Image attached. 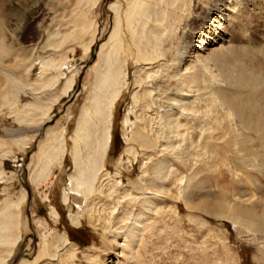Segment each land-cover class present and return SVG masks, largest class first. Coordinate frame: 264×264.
Here are the masks:
<instances>
[{
  "label": "rangeland",
  "instance_id": "rangeland-1",
  "mask_svg": "<svg viewBox=\"0 0 264 264\" xmlns=\"http://www.w3.org/2000/svg\"><path fill=\"white\" fill-rule=\"evenodd\" d=\"M116 2L122 4L125 9L126 0H97L96 5L87 14L92 25L91 30L77 43L69 41L61 46L56 42L37 43L40 36L38 18L22 31L20 39H23L20 40V45L14 46L19 53L18 61L15 63L11 57L7 62L8 65H14V68L11 65L13 70L10 75L13 76V81L10 84L15 85V90H5L3 85L6 81L0 84V202L6 198L20 202L24 196L19 219L22 239L7 264H19L22 260L32 262L35 259L42 241V231L35 226L37 220L46 222L52 235L50 239L54 243L60 244L63 240H68L74 244L78 255L76 264H95L104 258H109L107 264H115L116 258L111 255L116 250L114 242L119 239L108 234L103 237L89 225L87 209L93 216H98L103 209L109 213L110 199L108 201L105 198L109 189L128 190L133 195L141 193L151 175V163L155 164L161 155L168 158L170 171L167 174V182L163 183L164 190L160 193V202H157L149 220L141 225L143 228L140 229L134 249L130 253L123 251L118 255L119 264H264V233L245 232L226 217L218 218L197 212L189 208L184 199L189 195L190 199L207 198L221 203L224 205L223 213L227 216H231L227 212L231 207H252L253 210H260L261 205L255 202L264 201V173L258 169V160L254 157L258 153L263 154L260 149L261 142L255 133L244 130L235 119L224 115L220 107L212 103L209 91L199 92L200 100H195L194 114L180 117L177 129L179 136L171 138L172 145H169V152L166 154L161 152L162 154L156 155L152 151L150 153V149L145 150L138 143L131 141L138 129L151 138V131L159 133L155 118L157 115H163L161 107H164L166 94L172 91L166 92V89L169 90L167 68L153 66L154 76L151 73L148 82L157 79L154 85L149 84L151 98L154 97L153 100L157 103L151 104L152 110L151 107H144L143 112L138 111L131 99V94L136 88V62L132 57L135 50L128 47L132 41L127 33L124 36V46L128 50L125 51L128 58L127 80L113 110L110 145L104 167L108 176L103 178L99 185L100 191L95 192L93 203L91 201L92 204L88 207V198L86 201L77 193L69 191L68 178L73 171L70 137L91 89L99 47L107 42L112 29L114 15L109 7ZM211 6L212 0H208L194 9L189 7L183 12L186 20L183 13L182 17L180 13H175L179 19H183L180 28L175 30L178 42L175 41L171 55L176 52L183 54L184 48H188L189 53L187 51L185 54V60L194 59L192 56L198 52H195L198 42L190 40L191 32L198 26L205 10ZM251 12L246 20L232 24L230 43H218L217 40V43L209 48L219 49L221 44L223 48L225 45L249 49L264 47V2L257 11ZM67 17L58 14L52 23L47 21L43 27L51 34L65 35L72 27ZM140 21L139 26L146 22L148 26L153 25L151 20L141 18ZM94 31V42L87 52L86 45ZM94 49L97 52L92 62ZM211 49L203 54L211 52ZM21 50H24L25 54L21 53ZM176 54L172 56L174 62L177 60ZM47 61L53 62L54 65L44 69L42 64ZM65 61L67 64L61 67V70L55 67L65 64ZM88 64L90 65L86 67ZM215 72L216 70L214 74H217ZM55 77L58 82L51 86ZM73 77L75 83L64 95L65 83ZM219 79L221 80L220 76L218 83ZM18 82L19 87L16 85ZM241 93L246 95L244 91ZM5 94L8 102L4 103L2 99ZM261 94L260 98L264 101V91L263 96ZM50 108L51 112L44 118V111ZM137 114L140 117L135 116ZM40 121L46 122L41 124ZM144 121L148 126H145L147 124ZM149 127L151 131L148 130ZM48 128H55L64 136L67 150L62 167L54 171L52 183L42 191L36 187L34 178L48 149L43 145L49 140L51 143L52 140V133L45 132ZM24 139H28L27 143L21 142ZM64 192L69 195L67 203L63 201ZM137 209V205H128L127 209L121 211L115 229L124 230L131 212ZM51 211L56 214L53 215ZM70 217L77 218L79 225L72 224ZM115 229L111 231L115 233ZM53 263L59 264L56 260Z\"/></svg>",
  "mask_w": 264,
  "mask_h": 264
},
{
  "label": "bare ground",
  "instance_id": "bare-ground-1",
  "mask_svg": "<svg viewBox=\"0 0 264 264\" xmlns=\"http://www.w3.org/2000/svg\"><path fill=\"white\" fill-rule=\"evenodd\" d=\"M205 1L208 0H126L125 9L119 2L112 3L109 7L114 15L112 29L107 42L99 47L91 89L70 137L73 171L68 178L67 186L70 192L77 193L86 201L88 198L90 202L87 207L93 203L92 197L96 195L95 192L100 191L99 185L103 178L108 176L104 167L110 145L113 110L127 80L128 58L125 51L128 50L124 46L126 33L132 41L128 47L131 49L133 47L135 50L132 57L135 58L136 62V88L131 94V99L138 111L141 113L144 107L150 108L151 104L154 105L156 102L153 100L154 97L151 98L149 84L154 85L157 79L151 76L154 79L148 82L151 79L150 74L153 71V66L155 68H167L166 77H168L169 90L166 89V92L172 91L171 97L169 93L166 94L164 107H161L163 115L160 117L157 115L155 118L157 120L155 124L159 126V133L151 131L149 127L148 130L153 133V138H151L143 130L138 129L131 141L138 143L145 150L150 149V153L152 151L156 155L161 152L166 154L169 152V145H172L171 138L174 139L179 136L177 129L179 128L178 120L180 117L194 114L195 100H200L198 94L201 93L199 92L209 91L212 103L217 104L224 115L232 120L235 119L244 130L256 134L261 142L260 149L263 154L256 152L258 154L254 158L258 160V169L264 173V101L260 98V93L263 94L264 91V47L255 45L256 47L249 49L225 45L223 48L221 44L219 49L209 48L216 44L217 40L218 43H230L232 24L246 20L250 12L252 10L257 11L264 0H212V6L205 10L198 26L192 27L193 32H191L190 40L193 41L194 39L198 42V46L195 45V52L197 50L198 52L192 56L194 59L192 61L185 60V54L187 51L189 53L188 48H184L183 54L175 51L177 54L171 55V49L174 48L177 39L175 30L180 28L179 25L183 18L186 20L183 12L187 11L189 7L194 9L196 6H202ZM96 3L97 0H0V84L6 81L3 85L5 90L7 88L9 92L15 90V85L10 84L13 81L11 79L13 76L10 75L13 70H11L12 64L8 65L7 62L11 57L15 63L18 61L19 53L14 46L20 45V40L23 39H20L21 33L30 23L40 18L38 25L40 36L37 43L52 44V42H56L60 46L69 41L77 43L82 41L91 30L92 25L88 21L87 14L90 13ZM177 12L181 14V17L183 13L182 19L176 16L175 13ZM57 13L65 18L68 16V21L72 23V27L65 35L51 34L43 27L47 21L52 23L58 15ZM141 18L151 20L150 23L153 25L148 26L146 22V24L139 26L138 23L141 22ZM191 18L193 17L191 16ZM94 36L95 31L91 33V39L86 45L87 52L94 42ZM189 43L191 45V42ZM210 49L211 52L206 55L203 54ZM20 52L24 53V50ZM175 54L177 56L176 62L172 58ZM66 64L65 61V64L55 65V67L61 70V67L66 66ZM52 65H54L53 62L47 61L42 64V67L49 69ZM215 70L221 77L219 83V76L214 74ZM152 75L154 76V73ZM53 80L51 86L58 82V78L55 77ZM74 83V77L68 79L63 90L64 95L71 90ZM16 85L18 86L19 82ZM242 91L246 92V95L241 93ZM6 98L7 94L2 99L4 103L8 102ZM51 110L50 108L44 111L42 116L48 117ZM138 115L135 116L140 117ZM40 122L43 124L46 121ZM147 122H145L147 124L145 126H148ZM45 132L46 134L52 133V140L51 143L49 140L43 145L48 149L43 155L41 165L34 178L36 187L42 191L52 183L54 171L62 167L63 157L67 150L66 140L62 134L57 132V129L48 128ZM45 132L44 136L46 135ZM26 140L28 141V139H24L21 142L25 143ZM247 141L252 142L251 140ZM130 151L133 154V150L130 149ZM151 164L153 165L151 175L147 176V184L144 185L145 189L141 193L133 195L128 190L113 189L110 191L109 189L108 196H105L107 200L110 199L109 213L103 209L98 216H93L92 212L87 209L86 215L89 225L101 233L103 237L108 234L119 239V241L114 242L116 250L111 255L116 258L115 264H119L118 255L120 253L123 251L130 253L134 249L140 229L143 228L141 225L149 220L155 211L157 202H160V193L164 190L163 183L167 182L169 177L167 174L170 171V164L164 155H161L155 164ZM64 193L63 201L67 203L69 195L67 192ZM21 199L24 201V196ZM184 199L186 205L197 212L218 218L226 217L244 229L245 232L264 233V201L255 202L261 205L260 210H253L252 207L250 209L231 207L227 211L231 216H227L223 213L224 205L221 203H215L207 198L197 199L195 197V199H190L189 195L185 196ZM21 201L13 202L10 198H6L0 202V264H7L16 252L19 242H21L22 232L19 221ZM128 205H137L138 209L131 212L125 229L117 230L115 229L117 219L120 218L121 211L127 209ZM51 213L56 214L54 211ZM70 221L76 226L80 223L75 217H70ZM35 226L42 231V241L37 255L32 262L22 260L19 264H54L55 260L59 264H76L78 255L74 244L68 240H63L60 244L54 243L50 239L51 231L43 220H37ZM111 229H115V233ZM107 260L109 258H104L103 261L95 264H107Z\"/></svg>",
  "mask_w": 264,
  "mask_h": 264
},
{
  "label": "water",
  "instance_id": "water-1",
  "mask_svg": "<svg viewBox=\"0 0 264 264\" xmlns=\"http://www.w3.org/2000/svg\"><path fill=\"white\" fill-rule=\"evenodd\" d=\"M96 52H97L96 49H94V50H93V53H92V57H93V58H92V62H93V60H94V58H95V54H96ZM89 65H90V64L86 65V67L89 66ZM81 78H82V75L80 76V79H81ZM44 129H45V127L42 128V134H43ZM42 134H41V135H42Z\"/></svg>",
  "mask_w": 264,
  "mask_h": 264
}]
</instances>
